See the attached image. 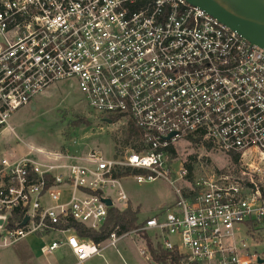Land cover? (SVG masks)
<instances>
[{
	"label": "built area",
	"instance_id": "obj_1",
	"mask_svg": "<svg viewBox=\"0 0 264 264\" xmlns=\"http://www.w3.org/2000/svg\"><path fill=\"white\" fill-rule=\"evenodd\" d=\"M64 83L113 128L112 154L79 157L71 140L53 153L30 147L46 164L1 159L0 246L59 232L63 242H42L40 254L64 246L76 264L100 256V244L55 226L72 219L98 231L109 209L101 200L126 204L121 181L132 178L163 181L174 199L137 230L110 234L112 247L140 232L180 264L264 259L245 238L264 234L263 49L184 0H0V129ZM193 145L223 169L186 165L178 150ZM139 255L154 264L148 249Z\"/></svg>",
	"mask_w": 264,
	"mask_h": 264
},
{
	"label": "rangeland",
	"instance_id": "obj_2",
	"mask_svg": "<svg viewBox=\"0 0 264 264\" xmlns=\"http://www.w3.org/2000/svg\"><path fill=\"white\" fill-rule=\"evenodd\" d=\"M80 118L85 119L87 124L74 126L72 123ZM4 126L0 129V160H29L46 164L44 156L30 151V147L55 152L62 150L71 140L77 143L71 150H77L79 155H85L93 149L99 150L106 159L112 154L113 128L98 123L88 112L76 87L67 83L50 87L35 96L28 105L13 112ZM178 158L186 165L190 164V158L194 159V165L199 162L206 164L207 161L210 165L223 169L226 164L218 156L207 154L194 145L185 150L180 148ZM121 186L128 202L121 204L114 201V207L119 210H124L127 206L137 209V225L157 214L159 208L169 205L174 199L171 187L160 180L138 185L132 178H127L121 181ZM106 193L114 199V190ZM44 202L49 203L48 199H44ZM145 236L148 238L142 233L123 237L115 247L105 241L100 244L101 255L90 258L84 264H150L139 255L141 249H148ZM245 238L251 251L255 249L264 252V234H255L253 240ZM63 240L61 233L51 232L41 238L31 235L7 247L0 246V264H76L74 257L64 246L49 255L39 253L42 242ZM152 248L157 250L153 246Z\"/></svg>",
	"mask_w": 264,
	"mask_h": 264
},
{
	"label": "water",
	"instance_id": "obj_3",
	"mask_svg": "<svg viewBox=\"0 0 264 264\" xmlns=\"http://www.w3.org/2000/svg\"><path fill=\"white\" fill-rule=\"evenodd\" d=\"M184 1L204 11L250 44L264 50V0ZM101 201L106 207H112L109 199H102ZM3 222L4 218L0 217V228ZM26 222L27 218L21 225L24 226ZM256 263L264 264V259L258 258Z\"/></svg>",
	"mask_w": 264,
	"mask_h": 264
},
{
	"label": "trees",
	"instance_id": "obj_4",
	"mask_svg": "<svg viewBox=\"0 0 264 264\" xmlns=\"http://www.w3.org/2000/svg\"><path fill=\"white\" fill-rule=\"evenodd\" d=\"M82 123L87 124L85 119L80 118L77 120V122H74L72 124L74 126H78L81 125ZM190 160H194V159L190 158ZM138 173L141 172L139 171L133 172V174H138ZM128 175H129V171H126L125 173L118 175V177L125 178ZM137 222H138V210L132 209L130 208V206L129 207L127 206L124 210H118L116 208L107 209L106 220L98 231L86 228L85 226L76 223L72 219H67L62 224L56 225L55 227L58 230L72 229L80 239L89 240L98 245L105 242L109 238L110 234H112L113 232H116L117 236H120L125 233L137 230L140 226L137 225ZM18 225L19 223H17V226ZM137 234H140V232H138ZM149 242L150 241L147 238L146 239L147 248L154 264H180L179 258L175 254L164 252L160 249L154 250Z\"/></svg>",
	"mask_w": 264,
	"mask_h": 264
},
{
	"label": "crops",
	"instance_id": "obj_5",
	"mask_svg": "<svg viewBox=\"0 0 264 264\" xmlns=\"http://www.w3.org/2000/svg\"><path fill=\"white\" fill-rule=\"evenodd\" d=\"M31 108H33V107L31 106ZM68 143H69V142H68ZM68 143H66V145L62 148V150L68 145ZM75 143H76V142H75ZM76 144H77V143H76ZM76 144H75V146H76ZM75 146H74V147H75ZM74 147H73V148H74ZM73 148H72V149H73ZM37 149H38V148H37ZM39 150H40V149H39ZM42 151H43V150H42ZM57 151H60V150H57ZM57 151H55V152H57ZM76 151H77V150L72 151V152H76ZM44 152H45V151H44ZM50 153H53V152H50ZM73 154H74V153H73ZM75 155H78V156L80 157V156H85L86 154H85V155H79L78 152H76ZM6 161H8V160H6ZM11 162H12V161H11ZM252 240H253V239H252ZM68 251H69V250H68ZM39 253H40V251H39Z\"/></svg>",
	"mask_w": 264,
	"mask_h": 264
}]
</instances>
